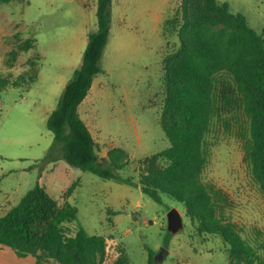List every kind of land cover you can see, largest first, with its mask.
Here are the masks:
<instances>
[{
	"label": "rangeland",
	"instance_id": "374dc122",
	"mask_svg": "<svg viewBox=\"0 0 264 264\" xmlns=\"http://www.w3.org/2000/svg\"><path fill=\"white\" fill-rule=\"evenodd\" d=\"M11 0L0 4V74L17 76L39 66L28 88L8 87L0 93V215L17 205L37 183L62 204L78 208L71 231L82 225L90 235L105 238L103 253L81 258L62 250L37 248L36 264H148L149 252L164 247L168 254L156 264H231L223 240L199 235L182 204L167 195L156 202L141 188L148 159L170 143L159 118L165 96L162 62L179 39L164 37L163 21L180 14L182 0H112L111 30L100 72L79 113L98 144L100 162L120 159L122 180L104 179L70 166L66 160L42 159L54 135L47 120L74 71L82 64L88 34L97 28V0ZM264 36V0H218ZM114 10V11H113ZM35 38L11 68L9 51L21 40ZM39 58L36 61L32 59ZM209 155L204 179L230 196L229 219L244 230L264 232V195L244 158L241 140L218 127L208 135ZM5 202V203H4ZM177 207L185 228L170 234L167 213ZM7 208V209H6ZM244 264V263H235Z\"/></svg>",
	"mask_w": 264,
	"mask_h": 264
},
{
	"label": "trees",
	"instance_id": "16d2710c",
	"mask_svg": "<svg viewBox=\"0 0 264 264\" xmlns=\"http://www.w3.org/2000/svg\"><path fill=\"white\" fill-rule=\"evenodd\" d=\"M111 7L112 0H97V28L89 32L82 64L48 117L54 139L42 160L64 159L84 172L121 181L123 162L117 158L109 165L100 162L98 144L79 113L102 72ZM162 34H176L179 39L178 47L162 62L165 96L159 122L170 145L148 159L141 188L156 202L167 195L182 204L199 235L213 234L223 240L231 264H264V232L254 229L243 236L244 230L229 219V194L203 176L208 135L223 127L241 140L253 180L264 195V36L244 14L232 12L218 0H182L180 14L163 21ZM36 43L35 38L21 40L8 52L5 64L11 68L20 52ZM38 73L39 66H32L30 73L0 74V93L8 87L28 89ZM74 184L61 204L37 183L0 215V245L21 257L36 256L39 247L55 246L61 251L63 244L69 256L78 260L87 253H103L104 236L90 235L80 224L74 231L68 227L78 219V208L68 201ZM154 255L150 250L148 264H156Z\"/></svg>",
	"mask_w": 264,
	"mask_h": 264
},
{
	"label": "water",
	"instance_id": "95a60500",
	"mask_svg": "<svg viewBox=\"0 0 264 264\" xmlns=\"http://www.w3.org/2000/svg\"><path fill=\"white\" fill-rule=\"evenodd\" d=\"M185 228L184 216L177 207L171 208L167 213V230L174 235L181 232ZM168 251L162 247L155 256V262L163 261Z\"/></svg>",
	"mask_w": 264,
	"mask_h": 264
},
{
	"label": "crops",
	"instance_id": "0c3cea01",
	"mask_svg": "<svg viewBox=\"0 0 264 264\" xmlns=\"http://www.w3.org/2000/svg\"><path fill=\"white\" fill-rule=\"evenodd\" d=\"M45 1L48 4L52 2L51 0H44V3ZM79 1L85 2L86 0H79ZM114 2H116V0H113V7H114ZM2 204L0 205V207L2 208V210H5V208H3L4 205ZM0 264H36V259L31 255L21 257L12 248L0 245Z\"/></svg>",
	"mask_w": 264,
	"mask_h": 264
}]
</instances>
